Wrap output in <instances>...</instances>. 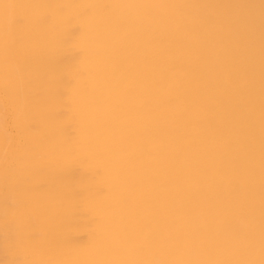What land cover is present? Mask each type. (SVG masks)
Returning a JSON list of instances; mask_svg holds the SVG:
<instances>
[{"label":"bare ground","instance_id":"obj_1","mask_svg":"<svg viewBox=\"0 0 264 264\" xmlns=\"http://www.w3.org/2000/svg\"><path fill=\"white\" fill-rule=\"evenodd\" d=\"M0 90L31 264H264V0H0Z\"/></svg>","mask_w":264,"mask_h":264},{"label":"rangeland","instance_id":"obj_2","mask_svg":"<svg viewBox=\"0 0 264 264\" xmlns=\"http://www.w3.org/2000/svg\"><path fill=\"white\" fill-rule=\"evenodd\" d=\"M0 97L4 102L3 103L4 107H5L4 120H5V124L7 126V131L10 134L9 136H11V138H12L11 142L9 143V145H11V146L8 145V147H7L8 149H7L6 160L3 163V165L0 167V193H2V194H0V237H1L0 241L2 240L1 241L2 244L0 242V251L2 252V253H0V264H31V262L29 261V256L27 254L28 252H27V250L24 246V243H23V237H22L23 236V229L21 227V224L18 223V220H17L18 214H19L18 212H20V208H19L20 206H18L19 205L18 199H19V197L22 196V193L19 190L20 186H19L18 181L25 182L27 180L26 179L27 178V170H26V161L24 160V157L22 158L19 155V153H18L19 148L16 145L15 140L16 141L21 140L24 142L25 137L23 136V133H21L20 131L17 133L15 131V129H13V128H15L13 125V117H14V114L16 113L15 110L17 107V103H16L15 98H12L11 96H9L8 94H5L1 90H0ZM20 137H22V138H20ZM8 172H10V173H8ZM19 177H20V179H19ZM14 189H15V192H13ZM14 193H17L19 196L17 194H14ZM20 193H21V195H20ZM16 213H17V215H16ZM13 218H15V219H13ZM14 220H15V222H14ZM9 222H10V224H9ZM14 223H15V225H14ZM7 224H8V227L6 226ZM8 228H10V230ZM9 240H11V241L9 242ZM13 246H14V248H13ZM11 250H12V252H10ZM13 250H15V251H13ZM3 254H4V256H3ZM11 257H12V259H11Z\"/></svg>","mask_w":264,"mask_h":264}]
</instances>
